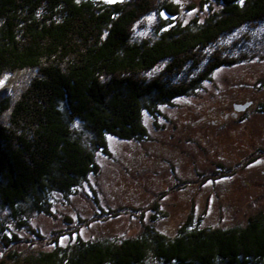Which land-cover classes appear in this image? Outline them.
Returning <instances> with one entry per match:
<instances>
[{
	"label": "trees",
	"instance_id": "16d2710c",
	"mask_svg": "<svg viewBox=\"0 0 264 264\" xmlns=\"http://www.w3.org/2000/svg\"><path fill=\"white\" fill-rule=\"evenodd\" d=\"M216 1L202 22L170 24L185 9L179 0H0V210L23 222L48 189L68 193L97 172L105 135L144 138V111L159 115V104L239 62L227 36L244 23L256 27L264 0ZM153 11L166 14L164 26L136 40L133 26ZM160 61L162 72L147 76ZM246 220L184 226L172 240L150 228L148 238H77L34 252L3 238L0 264H143L148 251L163 264H264V213Z\"/></svg>",
	"mask_w": 264,
	"mask_h": 264
},
{
	"label": "rangeland",
	"instance_id": "374dc122",
	"mask_svg": "<svg viewBox=\"0 0 264 264\" xmlns=\"http://www.w3.org/2000/svg\"><path fill=\"white\" fill-rule=\"evenodd\" d=\"M179 2L185 9L170 24L202 22L220 6L216 0ZM166 20L162 12L141 16L133 35L152 38ZM242 34L247 39H239ZM227 40L234 41L241 60L216 67L187 95L159 104V115L144 111V138L105 135L107 152L95 153L97 172L68 193L48 189L38 199L41 207L31 204L23 222L0 210V258L9 250L3 238L16 237L10 249L28 252L65 247L77 238L110 244L148 238L150 228L172 240L184 226L229 228L264 213V153L251 139L256 132L264 134L257 130L264 128V110H252L264 103V87H256L264 79V19L252 29L242 24ZM163 66L164 61L157 62L147 76L159 74ZM246 98L254 100V107L245 114L247 122H238L231 104ZM143 264L163 262L148 251Z\"/></svg>",
	"mask_w": 264,
	"mask_h": 264
},
{
	"label": "flooded vegetation",
	"instance_id": "af4514ba",
	"mask_svg": "<svg viewBox=\"0 0 264 264\" xmlns=\"http://www.w3.org/2000/svg\"><path fill=\"white\" fill-rule=\"evenodd\" d=\"M261 82H259V83H257V84H260ZM245 84V82H243V83H240V85H244ZM239 85V84H238ZM245 86H250L249 84L248 85H245ZM252 101H254L252 98H246V99H244V101L243 102H249V105L245 108V109H242V110H235L234 109V104H239V103H243V102H241V101H238V102H232V104H231V110H230V113L232 114V116H234L235 117V119L238 121V122H247L248 120H247V115L245 116V114L246 113H248L249 112V110L251 109V108H253L254 107V105H253V103H252ZM260 102H264V101H260ZM260 102H258V103H260ZM263 108H261V107ZM254 112H256V114L258 113V112H262L263 110H264V103H262V104H258V108H256V107H254L253 109H252ZM264 115V114H263ZM245 127V126H244ZM261 129H264V128H262V127H259L257 130H261ZM257 134L254 136V137H252L251 139H252V141L255 143V144H259V146H258V148L256 149L259 153H264V134L262 133V134H259L258 132H256ZM263 140V141H262ZM260 142H262V145H260Z\"/></svg>",
	"mask_w": 264,
	"mask_h": 264
},
{
	"label": "water",
	"instance_id": "95a60500",
	"mask_svg": "<svg viewBox=\"0 0 264 264\" xmlns=\"http://www.w3.org/2000/svg\"><path fill=\"white\" fill-rule=\"evenodd\" d=\"M249 105V102H243V103H239V104H234V109L236 110H242L245 109L247 106Z\"/></svg>",
	"mask_w": 264,
	"mask_h": 264
}]
</instances>
